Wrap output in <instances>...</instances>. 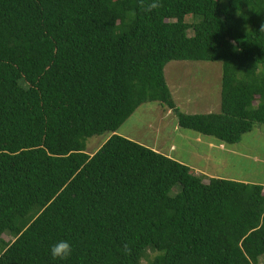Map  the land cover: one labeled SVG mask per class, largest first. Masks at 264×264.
I'll use <instances>...</instances> for the list:
<instances>
[{"label":"trees","instance_id":"16d2710c","mask_svg":"<svg viewBox=\"0 0 264 264\" xmlns=\"http://www.w3.org/2000/svg\"><path fill=\"white\" fill-rule=\"evenodd\" d=\"M162 3L0 0V264H264V184L117 133L148 101L220 143L264 124V0ZM171 60L221 63L219 112L177 108Z\"/></svg>","mask_w":264,"mask_h":264},{"label":"rangeland","instance_id":"374dc122","mask_svg":"<svg viewBox=\"0 0 264 264\" xmlns=\"http://www.w3.org/2000/svg\"><path fill=\"white\" fill-rule=\"evenodd\" d=\"M164 76L181 112L220 111L219 61L171 60L164 66ZM117 131L175 158L195 173L264 184V124H254L237 143H220L211 136L178 126L171 109L160 102L148 101L141 104ZM110 135L104 132L88 137L85 151L94 153ZM3 238L10 237L3 235ZM141 264L147 261L142 260Z\"/></svg>","mask_w":264,"mask_h":264},{"label":"clouds","instance_id":"9594fccd","mask_svg":"<svg viewBox=\"0 0 264 264\" xmlns=\"http://www.w3.org/2000/svg\"><path fill=\"white\" fill-rule=\"evenodd\" d=\"M163 7L162 0H138V9L144 13H152ZM131 16L136 15V11L129 13ZM260 31H264V25ZM238 50V49H237ZM72 245L66 240L57 241L51 246L50 253L54 260H67L72 255Z\"/></svg>","mask_w":264,"mask_h":264}]
</instances>
